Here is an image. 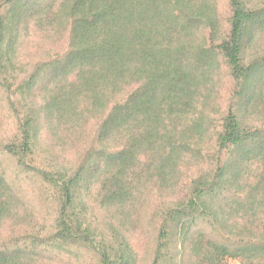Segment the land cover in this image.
<instances>
[{
	"label": "trees",
	"instance_id": "16d2710c",
	"mask_svg": "<svg viewBox=\"0 0 264 264\" xmlns=\"http://www.w3.org/2000/svg\"><path fill=\"white\" fill-rule=\"evenodd\" d=\"M0 264H264V0H0Z\"/></svg>",
	"mask_w": 264,
	"mask_h": 264
}]
</instances>
